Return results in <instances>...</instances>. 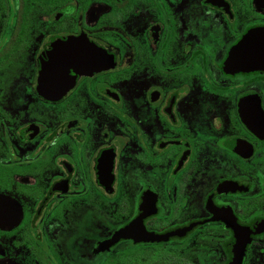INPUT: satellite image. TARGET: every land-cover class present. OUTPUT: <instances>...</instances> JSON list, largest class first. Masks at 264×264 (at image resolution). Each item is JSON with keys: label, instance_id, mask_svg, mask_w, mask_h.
I'll return each mask as SVG.
<instances>
[{"label": "flooded vegetation", "instance_id": "af4514ba", "mask_svg": "<svg viewBox=\"0 0 264 264\" xmlns=\"http://www.w3.org/2000/svg\"><path fill=\"white\" fill-rule=\"evenodd\" d=\"M0 264H264V0H0Z\"/></svg>", "mask_w": 264, "mask_h": 264}]
</instances>
